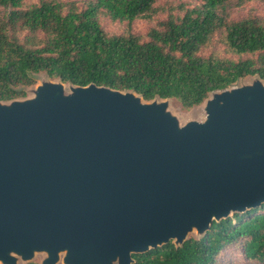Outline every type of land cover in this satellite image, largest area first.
<instances>
[{"label": "water", "instance_id": "obj_1", "mask_svg": "<svg viewBox=\"0 0 264 264\" xmlns=\"http://www.w3.org/2000/svg\"><path fill=\"white\" fill-rule=\"evenodd\" d=\"M0 101V264H136L264 205V80L171 99L48 75Z\"/></svg>", "mask_w": 264, "mask_h": 264}, {"label": "trees", "instance_id": "obj_2", "mask_svg": "<svg viewBox=\"0 0 264 264\" xmlns=\"http://www.w3.org/2000/svg\"><path fill=\"white\" fill-rule=\"evenodd\" d=\"M161 1L96 0L82 9L60 0H0V101L26 98L20 89L46 74L75 86L135 91L146 101L171 99L190 110L243 78L264 80V19H231L233 9L264 0H191L194 6L157 20ZM102 14L125 29L108 31ZM138 20L149 25L146 38L132 29ZM218 43L239 59L217 55ZM228 249L239 254L226 257ZM134 258L136 264H264V205L215 222L183 247L169 243Z\"/></svg>", "mask_w": 264, "mask_h": 264}, {"label": "rangeland", "instance_id": "obj_3", "mask_svg": "<svg viewBox=\"0 0 264 264\" xmlns=\"http://www.w3.org/2000/svg\"><path fill=\"white\" fill-rule=\"evenodd\" d=\"M60 1L63 3L76 4L79 8L83 9V8H86L87 3L91 1H96V0H60ZM160 4L162 7L159 9L160 12L158 16L156 17L157 20L167 19L171 13L178 14L180 9L183 7L190 8L194 6V3L191 2V0H162ZM249 16L264 19V2L255 1L252 3L246 4L241 8L233 9L231 19L240 20L243 18H247ZM101 22L103 26L110 32H120L125 29V25L120 24V22L112 21L107 16V14L101 15ZM132 29L134 32L140 34L143 38H146V35L149 30V25L145 20H138L136 23L133 24ZM215 52L217 55L224 57V58H229V59L232 58L234 60L239 59L238 56H232L231 54L227 53L225 51V46H223L221 43L217 44L215 48ZM206 54H210V51L207 50ZM41 75H46V74H41ZM251 78L252 77L243 78L239 80L237 83L249 82ZM27 97H30V95L28 94ZM171 101H172L171 107L174 113L179 115L185 123L195 118H198V119L204 118L203 114L200 113V108L201 106L204 105V103L201 106L194 107L190 110H186L182 108V106L178 102L173 101V100ZM190 237L198 239L195 235H191ZM237 254H239V251L228 249L225 256L226 257H228V255L237 256ZM42 259L43 257L38 255L33 262L41 264Z\"/></svg>", "mask_w": 264, "mask_h": 264}]
</instances>
